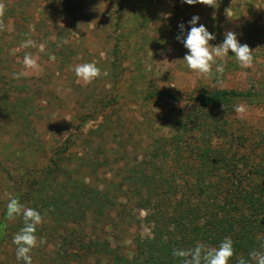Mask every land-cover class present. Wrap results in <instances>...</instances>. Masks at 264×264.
<instances>
[{
  "label": "trees",
  "instance_id": "obj_1",
  "mask_svg": "<svg viewBox=\"0 0 264 264\" xmlns=\"http://www.w3.org/2000/svg\"><path fill=\"white\" fill-rule=\"evenodd\" d=\"M26 1H30V7L39 3L23 0L21 9ZM75 2L42 0L39 15L43 18L48 15L53 20V10L58 6L71 8ZM263 3L264 0H238L234 5L231 1L217 0L216 7H209L218 16L211 31L218 43L225 38L221 25L226 9L239 21ZM202 6L188 5L183 0H117L115 44L108 70L103 74L109 85L104 87L101 101L90 99L91 106L82 103L76 108L74 119L67 123L69 127L62 133H54L62 141L58 140V146L55 141L50 161L39 168L35 158L39 153H47L46 144L38 139L33 123L37 111L46 107L31 106L33 100L26 95L29 82L33 83L35 78L26 74L14 79L13 73L25 71L12 68L15 57L22 58V52L14 53L21 50L24 54L27 49L21 47L22 42L33 40L34 33L39 31L33 22L28 25L30 21H22L24 28L20 26L13 15L24 11L18 12L16 5L5 3V13L0 18L5 29L0 31V41L11 36L16 26L24 32L9 47L0 42V135L8 134L11 140L7 141L10 145H0L6 152L0 151V264L2 255L10 249L14 250L17 262L24 263L17 259L16 245L12 242L24 222L20 216L8 219L10 197L37 210L43 218L36 235L39 237L44 230L47 237L31 254L45 246H56L64 239L86 242L80 264H182L181 258L173 255L174 249H190L198 242L218 247L225 237L233 240L235 250L230 264H237L241 257L249 260L253 250H264V131L233 120L237 105L264 107L263 77L252 79L246 90L224 88L226 74L242 70L231 50L223 60L217 59V64L225 65L223 75L216 74L213 65L208 82L181 93L176 85L163 88L148 83L151 71L143 69V61L147 62L146 56L154 53V46L161 49L181 35L179 26L159 23L178 21L181 12L188 14L189 10ZM11 18L16 21L12 31L8 25ZM183 24L184 29L188 27L186 22ZM53 26L60 37L55 35L57 40L53 42L45 36L48 42L45 51L50 52L49 60L52 56L56 61L63 58L60 62L68 68L73 60L78 61V55L72 53L65 29L54 22ZM245 29L250 31L253 27L247 25ZM243 35L238 40L252 49V35L246 32ZM133 38L134 44H130ZM258 44L264 47V36L258 39ZM60 45L57 53L54 49ZM132 45L135 48L128 51L126 48ZM138 47L140 50H136ZM127 62H133L136 77H130ZM127 78H133L127 92H119L120 84ZM141 80L148 86L138 90L135 87ZM127 103L141 107L142 122L128 116L124 107ZM160 103L172 107L171 116V111L166 115L149 109ZM62 104L61 101L59 105ZM91 123L98 125L86 131ZM130 124L134 130L121 134ZM14 147L15 150L11 149ZM139 148L143 150L142 156L137 155ZM129 152L136 154L134 159H129ZM115 165L119 169L115 177L125 173L120 181L108 179ZM99 186L109 189L100 191ZM111 188L114 191H109ZM90 215L94 221L88 225ZM133 224L142 226L148 235L136 240L130 256L124 253L122 245L111 251L108 244L121 242L127 227ZM46 264L73 263L54 257Z\"/></svg>",
  "mask_w": 264,
  "mask_h": 264
},
{
  "label": "rangeland",
  "instance_id": "obj_2",
  "mask_svg": "<svg viewBox=\"0 0 264 264\" xmlns=\"http://www.w3.org/2000/svg\"><path fill=\"white\" fill-rule=\"evenodd\" d=\"M35 1L37 2V0ZM38 1L42 4V0ZM226 1H231L234 5H236L238 2V0ZM21 2H23V0H0V4H3L4 6L5 3H9L14 6L16 5V8L20 9L18 12L24 11L22 14L15 13L13 15L14 19L19 22L20 26L24 28L22 21H30L28 25L30 26V23L33 22L32 25L38 27L39 31L34 33L36 38L33 39V41L36 42L37 47H28L26 50L24 49V54L23 51L17 50L14 54L22 52V58L16 56L15 63L12 64V68H19L21 71L24 70L25 73L29 75L28 77L35 78L33 83L29 82L28 87H30V89L27 91L26 95H28L33 100L31 106L46 107L45 110L37 111V116L34 118L33 123L34 128L38 130V139H41L43 145L44 143L46 144L47 153H39L35 158L37 165L40 168L42 165H47L50 161V153L52 151L51 149L56 143L55 141H57V146L60 145L58 140L62 141L61 136H56L54 133L56 131L62 133L64 128L69 127L66 126L67 123L74 119L76 115V108H78V106L80 108L82 103L86 104L87 106H91L90 99H93L94 101L95 99L97 101H101L102 98L99 97L103 93L104 87L109 85L107 80L103 77V74H105L106 70H108V62L110 60L109 58L112 57V48L115 44L114 29L117 21V0H77V2H75L71 8L63 9L61 6H58L55 11L53 10V20H49L48 15L44 18L39 15L40 5L38 2V4H33V6L30 7V1H26V4L24 7H22V9L20 8ZM209 7L210 6L204 5L197 9H191L188 11V14L181 12L178 21L172 19L169 22H160L159 24L165 25L166 27L169 24L172 27L178 28L181 23L186 22L188 27L185 28L180 35L183 38H186L187 32L191 28V25L188 22L193 16H199L200 19L196 26L208 23V26H206L208 27V31H214L213 25L216 23L218 16L214 11L210 10ZM170 11H173V8H171ZM219 15L221 14L219 13ZM223 15L224 17L221 28L224 33L227 31H233L237 34V38L243 37V33L245 32L246 34L252 35L250 43L253 46V66L251 68H242V70L229 72L226 74V80L223 82L224 88L246 90L251 86L252 79L261 77L264 79V52L262 51L264 47L258 44V39L260 40L264 36V3L262 5L258 4L250 15H244L243 19L239 21H236L232 18L233 15L229 9H226L225 12H223ZM14 19L11 18L8 20L10 31H12V27H15L13 25H16V21ZM53 22L56 23L57 27L61 26V28L65 29V39L67 38L69 40L71 50L73 51L72 53H77V60L80 62L79 64L95 62L97 67L101 69V75L91 83H84L82 80H79L76 77L74 68L78 64L76 63L78 61L73 60L70 64H68V68H64L60 62V60L63 58L59 57V60L56 61V58L51 55V60H49L50 52L45 51V46L48 42L45 41L44 37L47 36L49 40L53 42L57 40L56 36L60 37L57 30H55L56 27L53 26ZM159 24L157 23V25ZM247 25H251L253 29L247 31V29H245ZM156 28L157 26H155V29ZM21 31L24 32V29H21L20 27L18 29L16 26L15 31L11 32V36L2 37V41H0L1 44L5 47H9V45L14 43L13 41L21 35ZM177 36L171 39L170 43H165L163 46H161V49L154 46V53L146 56L147 62L143 61V69H146L147 67V69L151 71V75L148 76L147 79L148 83H153L163 88L176 85L177 89L181 93L184 90L189 91L195 88V86H200L201 82H208V79L203 75H198L196 72L190 70L187 67V64L185 61H183V58L188 53V50L180 41L177 40ZM134 41L135 38L129 42L130 44H134ZM209 43L212 46L219 45L217 39L212 40ZM133 48H135V46L132 45L126 49L130 51ZM60 49L61 45L57 46L54 51L59 53ZM136 50H140V47H138ZM26 53H30L32 57L37 60L39 65L38 69H28L24 66L23 58ZM259 53L262 55L259 56ZM131 55H133V52H130V56ZM140 59H144L143 53H140ZM130 63L131 64L127 62L126 64V67L130 68V77H136L138 74L136 67L133 66V62ZM191 71L193 72L192 74H190ZM132 81L133 78H127L123 83H121L119 86V92H127L128 85L130 82L132 83ZM147 86L148 85H146V83L141 80L135 88L138 90H143ZM61 101L63 103L62 106L59 105ZM124 107H127L126 110L128 116L133 119H137L139 122L143 121V110L139 105L127 103ZM244 107L246 111L243 114H237V116L233 118L234 123L241 121L242 123L254 129L264 131V107ZM184 108L185 106L183 105L182 109ZM149 109L157 110V113L162 112L168 115V112L171 111L172 107L168 104L160 103L158 105L150 106ZM171 114L172 111L169 116H171ZM97 125L98 123L96 125L94 123L89 124L86 128V131L97 127ZM126 128L127 129L125 130L122 129L121 134L125 132L127 134L129 130H134L131 124ZM136 133L139 134L138 131H136ZM65 135L67 134L65 133ZM31 136L33 137L32 134ZM56 137H58L57 140ZM8 140L11 142L8 134L0 135V145L2 147L4 145H10V143H7ZM37 142L38 141L35 143ZM109 144L112 146L113 142ZM93 148H96V144L93 145ZM11 149L15 150L16 147ZM3 150L5 149H0L1 154L6 153ZM127 155L129 156V159H134L136 156V154L133 152H129ZM137 155H143V150H141V148H139ZM114 157L118 158L120 155H114ZM114 157H111L112 160ZM120 165L124 166L123 163ZM117 170L119 169L115 165L113 167V173L108 174V179H116V181H120L125 173L122 172L119 177H115ZM99 174L103 175V171H100ZM90 179L95 183L94 178ZM99 187L101 189L100 191L109 189L107 186ZM109 191H114V189L111 188ZM93 217L90 215V223L88 225L92 224L94 221L92 220L94 219ZM141 217L143 218V213L141 214ZM118 223H121V221ZM127 228L129 229H127L123 234L121 242H118V244L111 242L108 244V248L111 251H114L117 250L116 247L122 245L121 247H123L124 253L130 256L131 252L134 250L136 240H143V237L145 238L148 235V232L146 229H143L142 226L134 227V224L132 226H128ZM39 237L46 238L47 233L43 230V232L39 233ZM85 246V241L80 242L76 239L59 240L56 246H45L42 248V250H38L35 254L30 253L32 257V264H46L52 262L54 257H58L59 259L65 258L73 264H80L82 261L81 253L83 252V247ZM13 253L14 250L10 249L7 254H3L1 258L3 261L2 264H24L18 263Z\"/></svg>",
  "mask_w": 264,
  "mask_h": 264
},
{
  "label": "clouds",
  "instance_id": "obj_3",
  "mask_svg": "<svg viewBox=\"0 0 264 264\" xmlns=\"http://www.w3.org/2000/svg\"><path fill=\"white\" fill-rule=\"evenodd\" d=\"M188 5L197 3L216 7L217 0H183ZM5 6L0 4V18L4 16ZM199 16H193L188 22L191 25L187 32L186 38L177 36L183 46L188 50L183 61L187 67L196 72L198 75L205 77L213 74V65H216V74L223 75L225 65L217 64V59L223 60L229 55L231 50L234 57L241 68H251L254 62L253 50L248 44H241L237 38V34L233 31L224 33V40L221 44L212 46L209 42L216 39L215 34L208 31L205 25L196 26L199 21ZM181 32L184 31V24L179 25ZM5 29V25L0 19V31ZM21 47H37L36 42L28 39L22 42ZM23 64L28 69H38L37 60L30 53H26L23 58ZM76 77L84 83H91L101 75V69L97 67L95 62L77 64L74 68ZM26 75L25 72L13 73L14 79H19ZM174 87V86H173ZM182 91V90H181ZM246 111L243 105H237L235 112L243 114ZM22 217L24 226L13 237V244L16 245V257L18 260H23L24 264H32L30 255L32 249L45 243L43 238L36 235L37 226L42 223L40 212L33 208L25 207L17 198L10 197L7 204V217L9 220H14L16 217ZM264 247V246H262ZM235 250L233 240L230 237H225L218 247H209L204 243L198 242L190 249H174L173 255L181 258L182 264H230L231 258L234 256ZM249 260L239 258L237 264H264V250H253L249 253Z\"/></svg>",
  "mask_w": 264,
  "mask_h": 264
}]
</instances>
